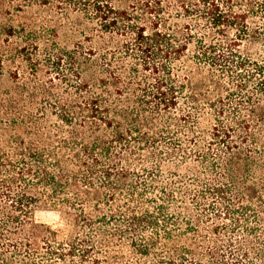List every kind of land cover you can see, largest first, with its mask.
I'll return each mask as SVG.
<instances>
[{
  "label": "trees",
  "instance_id": "1",
  "mask_svg": "<svg viewBox=\"0 0 264 264\" xmlns=\"http://www.w3.org/2000/svg\"><path fill=\"white\" fill-rule=\"evenodd\" d=\"M0 264H264V0H0Z\"/></svg>",
  "mask_w": 264,
  "mask_h": 264
},
{
  "label": "rangeland",
  "instance_id": "2",
  "mask_svg": "<svg viewBox=\"0 0 264 264\" xmlns=\"http://www.w3.org/2000/svg\"><path fill=\"white\" fill-rule=\"evenodd\" d=\"M21 15L22 21L29 22L36 18L40 26L50 29L51 35H46L41 44L47 41L66 49H73L78 45L85 48L90 45H96L95 41H89L95 24L82 10L67 9L61 11L56 8H45L44 10L31 8ZM5 66L6 70L10 67L7 60H5ZM5 78H8V76L6 75ZM3 83L4 85L8 84L7 80L3 81ZM34 219L36 222L46 223L53 228H66V218L58 210L44 207L38 208L34 213Z\"/></svg>",
  "mask_w": 264,
  "mask_h": 264
}]
</instances>
